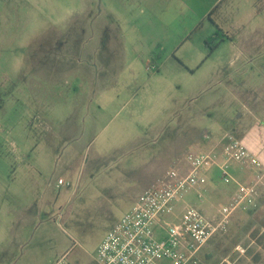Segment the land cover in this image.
Masks as SVG:
<instances>
[{"label":"rangeland","instance_id":"obj_1","mask_svg":"<svg viewBox=\"0 0 264 264\" xmlns=\"http://www.w3.org/2000/svg\"><path fill=\"white\" fill-rule=\"evenodd\" d=\"M102 4L0 0L2 201L38 155L45 171L0 222V264H100L98 247L144 192L188 169L190 153L221 152L228 134L264 162V13L228 14L222 29L215 15L192 23L181 5L170 25L158 0L157 25L133 30L103 24ZM219 28L227 37L209 54ZM212 167L205 201V187L185 197L210 217L238 190ZM259 194L204 247L203 264H264V179Z\"/></svg>","mask_w":264,"mask_h":264},{"label":"built area","instance_id":"obj_2","mask_svg":"<svg viewBox=\"0 0 264 264\" xmlns=\"http://www.w3.org/2000/svg\"><path fill=\"white\" fill-rule=\"evenodd\" d=\"M200 137L204 142L212 139L208 132ZM231 163L242 171L260 169L262 172L252 182H240L232 174ZM187 165L186 172L168 170L109 231L97 250L100 264H203L202 250L216 235L229 230L234 215L258 207L264 166L234 135L225 136L221 152L190 153ZM212 166L220 168L224 180L236 182L238 190L210 217L187 203L185 197L195 188L205 187L197 195V201H205L206 173ZM55 264L72 263L63 256Z\"/></svg>","mask_w":264,"mask_h":264},{"label":"crops","instance_id":"obj_3","mask_svg":"<svg viewBox=\"0 0 264 264\" xmlns=\"http://www.w3.org/2000/svg\"><path fill=\"white\" fill-rule=\"evenodd\" d=\"M167 7V21L171 25L177 19L175 12L179 10L182 5L185 10L192 14L191 22L196 23L204 18H208L209 15L216 16L214 22L220 28H224L223 25L227 24V15H234L235 13L253 14L264 13V0H164ZM158 0H103L102 14L104 16L102 22L109 27H117L120 22H125L129 29H140L143 27L142 21L145 20L146 25L156 26L158 23V17L156 11H158ZM163 6V5H162ZM161 6V7H162ZM248 17V16H247ZM213 19V18H212ZM247 18H244L241 22L243 24ZM164 24L166 21L162 20ZM170 25H166L167 28ZM246 28L245 26H243ZM231 28V27H230ZM203 152V151H202ZM41 155H38L37 167L33 169L22 168L21 175L16 177V185L14 189L8 191L9 198L6 202L2 201L0 197V222L4 221L5 216H11L16 213L15 207L19 205L21 199L15 195L20 194L25 196L23 191L41 189V183L45 177V171L41 172ZM223 162V158L221 159ZM263 166L264 162L261 161ZM234 177L238 179L243 178L242 171L238 166L231 164L230 167ZM218 168V166H214ZM213 168V167H212ZM244 179V178H243ZM1 192V191H0ZM233 196V192H229ZM229 195V196H231ZM28 196V194H26ZM231 196V197H232ZM230 197V198H231Z\"/></svg>","mask_w":264,"mask_h":264},{"label":"trees","instance_id":"obj_4","mask_svg":"<svg viewBox=\"0 0 264 264\" xmlns=\"http://www.w3.org/2000/svg\"><path fill=\"white\" fill-rule=\"evenodd\" d=\"M208 19L212 20L211 15H209ZM227 37V35L224 33L222 29H218L217 32L206 40L205 44L207 48L209 49V54H212L215 49L224 41V39Z\"/></svg>","mask_w":264,"mask_h":264}]
</instances>
